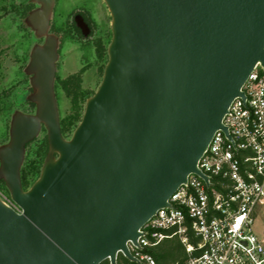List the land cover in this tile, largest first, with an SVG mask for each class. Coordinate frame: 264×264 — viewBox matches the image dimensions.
I'll use <instances>...</instances> for the list:
<instances>
[{"label":"water","instance_id":"obj_1","mask_svg":"<svg viewBox=\"0 0 264 264\" xmlns=\"http://www.w3.org/2000/svg\"><path fill=\"white\" fill-rule=\"evenodd\" d=\"M34 1L27 20L43 36L55 0ZM104 1L108 62L70 138L55 91L57 37L31 50L36 111H16L0 146V180L20 208L0 198V264H116L121 251L137 262L127 243L199 173L230 104L264 65V0ZM43 126L49 152L25 190L26 145Z\"/></svg>","mask_w":264,"mask_h":264},{"label":"built area","instance_id":"obj_2","mask_svg":"<svg viewBox=\"0 0 264 264\" xmlns=\"http://www.w3.org/2000/svg\"><path fill=\"white\" fill-rule=\"evenodd\" d=\"M241 94L222 121L227 130L215 133L199 159V173L190 174L140 229L136 243H127L138 264H157L149 249L175 236L188 253L179 264H264V232L254 229L256 210L264 206L262 62L255 65ZM4 202L20 211L14 201ZM191 238L198 242L193 244Z\"/></svg>","mask_w":264,"mask_h":264},{"label":"rangeland","instance_id":"obj_3","mask_svg":"<svg viewBox=\"0 0 264 264\" xmlns=\"http://www.w3.org/2000/svg\"><path fill=\"white\" fill-rule=\"evenodd\" d=\"M31 1L36 4L35 9H38L40 7V4L38 2L34 0ZM79 9L88 10L95 20L93 31L91 27H89V25H87L82 19L86 26V33L83 31L86 40L82 41L75 40L71 35H67L64 30L67 18L71 12H73L72 15L75 17L76 21L81 17L78 12ZM111 23V13L104 0H55L48 33L43 36H38L35 33V30L31 27L34 31L35 37L38 39L37 43H33L34 45L43 44L47 35H54L58 40V60L55 83L57 86L56 97L58 93L57 102L60 117L66 116L71 112V97L67 94L66 87L62 84V81L65 80L69 75L75 74L81 69H84L82 73V90L86 91L87 94H92L93 92L97 91L103 79L99 70L100 66L102 65V61L98 59L95 53V47L92 44V40L98 35H103L106 40H108L110 36L112 38ZM27 24L30 26L28 20ZM77 24L79 25L78 21ZM0 35L4 38L2 47H7L8 49L4 59L1 86L9 87L11 85H14V95H16L15 97L18 100L17 104L19 105L17 111L34 114L36 111V104L32 109L28 102V100H31L30 97L34 92V87L31 84V75L26 71L30 57L26 62H22L21 60L17 59L16 53L14 52L15 45L11 44L13 42L16 44L18 39H20V33L17 34L16 23L13 21L11 14H9L4 18V20L0 22ZM34 45L32 46V48L34 47ZM24 47L25 45L22 46L20 44L16 46L18 56L23 55ZM23 64V71L29 77L28 81L25 82H23V80L25 79L24 76L22 75V73H20V67ZM3 130V120L0 114V146L6 144L9 141L8 139L2 143V140L6 137ZM45 135H47V129L45 126H43L40 134L36 138H42ZM71 136L72 134L69 133L65 137L70 138ZM32 146L33 144L30 145V147ZM48 152L46 154V157L48 155ZM2 182L6 186L5 182L1 179L0 198L8 203H11L13 201L11 198V194L7 187L6 188L8 192L5 191ZM256 211V222L254 224V229L257 233L261 234L264 232V206L258 207Z\"/></svg>","mask_w":264,"mask_h":264},{"label":"trees","instance_id":"obj_4","mask_svg":"<svg viewBox=\"0 0 264 264\" xmlns=\"http://www.w3.org/2000/svg\"><path fill=\"white\" fill-rule=\"evenodd\" d=\"M35 7L36 4L31 0H0V22L4 20V18L9 14H11L13 21L16 23L17 34L20 33V39H18L16 44L13 42L11 45H15L14 52L16 53L17 59L21 60L22 62H26L29 59L32 46L38 42L33 29L27 24V18L29 14L35 10ZM78 12L84 22L93 30L95 20L91 13L86 9H79ZM72 14L73 12L69 14L64 27L66 34L71 35L77 41L86 40L83 30L77 24V21ZM3 42L4 38L0 35V114L3 120V131L6 136L2 140V143L9 139L11 120L14 113L19 108V105L17 104L18 100L15 97L16 95H14V85L9 87L1 86L4 59L8 51L7 47H2ZM110 42L111 36L108 38V40H106L103 35H98L92 40V44L95 47V53L98 59L102 61V65L99 68L102 78L104 75L105 66L108 62V46ZM18 44L22 46L25 45L22 56L17 55L18 53L16 46ZM24 64L20 67V73H22L25 78L23 82L28 81L29 78L23 71ZM83 70L84 69H81L79 72L69 75L65 80L62 81V84L66 87L67 94L71 97L72 102L71 112L66 116L60 117L61 130L64 136L69 133L73 134L74 130L82 120L87 99L95 94V92L92 94H87L86 91L82 90L81 84ZM56 89L57 86L55 83V91ZM28 102L33 109L35 107V103H33L31 100H28ZM32 144L33 146L30 147ZM48 149L49 144L47 135L43 136L42 138H36L26 145V159L21 168L22 184L25 190L29 189L39 178ZM3 188L6 192H8L4 183ZM190 240L193 244L198 242V239L196 238H191ZM149 252L154 255L157 264H179L188 259L186 247L181 239L177 236L164 239L157 245L151 247ZM100 264H111V262L109 259H107ZM116 264L138 263L129 260L124 255L119 254Z\"/></svg>","mask_w":264,"mask_h":264},{"label":"flooded vegetation","instance_id":"obj_5","mask_svg":"<svg viewBox=\"0 0 264 264\" xmlns=\"http://www.w3.org/2000/svg\"><path fill=\"white\" fill-rule=\"evenodd\" d=\"M83 30V29H82Z\"/></svg>","mask_w":264,"mask_h":264}]
</instances>
